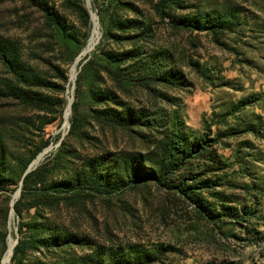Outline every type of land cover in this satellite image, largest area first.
<instances>
[{
  "label": "rangeland",
  "instance_id": "374dc122",
  "mask_svg": "<svg viewBox=\"0 0 264 264\" xmlns=\"http://www.w3.org/2000/svg\"><path fill=\"white\" fill-rule=\"evenodd\" d=\"M89 2L0 0V264H264V0Z\"/></svg>",
  "mask_w": 264,
  "mask_h": 264
},
{
  "label": "trees",
  "instance_id": "16d2710c",
  "mask_svg": "<svg viewBox=\"0 0 264 264\" xmlns=\"http://www.w3.org/2000/svg\"><path fill=\"white\" fill-rule=\"evenodd\" d=\"M99 10H100V5L98 6ZM45 12H46V15L47 17L53 19L55 22L58 23V21L56 20V17H55V13L45 7L44 8ZM81 10L83 11L84 14L87 13L86 9L84 7H81ZM208 25V24H206ZM198 27H201L200 25H197ZM209 26V25H208ZM202 27H206L205 25H203ZM1 58L2 60L4 61V63L10 67V69H12L13 72H15V74H19L18 73V70H16L13 62H12V58L10 57V55L5 51V50H1ZM168 79H169V76H168ZM34 99V98H32ZM76 103H73V117L70 118V121H71V126H74L75 123H76V117H75V110H76V107H75ZM203 143L201 144H197V145H192L190 148L188 149H184V153H183V156L182 158L183 159H187L188 157L198 153L202 148H203ZM30 171V170H29ZM28 171V172H29ZM25 173L23 176H22V181H21V193H20V198H23L24 195L26 194V187L28 186V182L30 180V173ZM148 178H155V176L153 175H150L148 176ZM64 182L65 183V186H68L69 185V182H70V179L66 180V181H63L61 182V184H63ZM186 183V181H185ZM27 185V186H26ZM59 187V186H57ZM194 187H198L196 184H183L180 186V189L185 193H188V190L190 188H194ZM20 198L16 201H14L15 203L14 204V208L17 212L20 211L19 207H20ZM45 226V224L43 225V227ZM34 227V226H33ZM55 238L58 240H60V238L57 236V235H49L46 236V237H36V236H33L27 243H36L35 244V247H37L38 244H42L43 246H47L48 244H54V241H55ZM66 243V242H65ZM24 244H25V240L24 239H19L15 245H14V248H13V253H12V259L13 258H16L19 254H22V252L24 251ZM18 258V257H17Z\"/></svg>",
  "mask_w": 264,
  "mask_h": 264
},
{
  "label": "water",
  "instance_id": "95a60500",
  "mask_svg": "<svg viewBox=\"0 0 264 264\" xmlns=\"http://www.w3.org/2000/svg\"><path fill=\"white\" fill-rule=\"evenodd\" d=\"M86 1V5L88 6V8H89V11H90V16H91V18H92V15L94 14V12L92 11V9H91V6H90V2H89V0H85ZM75 77V76H74ZM73 80H74V78H73ZM34 160V159H33ZM33 160L29 163V165L25 168V170H24V172H23V175L25 174V173H27L29 170H31L32 169V167L33 166H35V164H33ZM16 191H17V196H16V198L19 196V194H20V191H21V184L17 187V189H16ZM16 198L15 199H13V200H11V210L13 211V203H14V201L16 200ZM11 212V211H10ZM17 242V238H15V243Z\"/></svg>",
  "mask_w": 264,
  "mask_h": 264
},
{
  "label": "bare ground",
  "instance_id": "6f19581e",
  "mask_svg": "<svg viewBox=\"0 0 264 264\" xmlns=\"http://www.w3.org/2000/svg\"><path fill=\"white\" fill-rule=\"evenodd\" d=\"M92 18L94 19V22H97V20H96V15L95 14H93L92 15ZM89 49H91L90 48V46H88L87 48H85L84 50H83V53H85V52H87ZM80 58V57H79ZM72 102V101H71ZM71 102H70V104H69V107H71ZM66 121H68V120H66ZM40 159V158H39ZM17 194V193H16ZM12 214H13V211H12ZM12 246H11V248H10V254L12 253Z\"/></svg>",
  "mask_w": 264,
  "mask_h": 264
}]
</instances>
